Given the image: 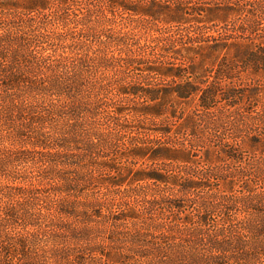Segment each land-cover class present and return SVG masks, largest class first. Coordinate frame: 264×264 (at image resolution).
<instances>
[{
	"label": "trees",
	"instance_id": "16d2710c",
	"mask_svg": "<svg viewBox=\"0 0 264 264\" xmlns=\"http://www.w3.org/2000/svg\"><path fill=\"white\" fill-rule=\"evenodd\" d=\"M37 245L264 264V0H0V264Z\"/></svg>",
	"mask_w": 264,
	"mask_h": 264
},
{
	"label": "rangeland",
	"instance_id": "374dc122",
	"mask_svg": "<svg viewBox=\"0 0 264 264\" xmlns=\"http://www.w3.org/2000/svg\"><path fill=\"white\" fill-rule=\"evenodd\" d=\"M132 21H130V22H128V23H131ZM134 23H136V22H134ZM137 24V23H136ZM135 165L136 166H138V161L135 163ZM29 176H31V183H35V182H33L34 180H35V178H37L36 176H32L31 174L29 175ZM33 246H36V245H33ZM38 246V250H47V251H50V253H49V255L50 256H48V258L46 259L47 260V263H49V264H53V263H55L56 262V259H58V257H57V255H55L54 257H53V254H52V252H51V250H52V246L53 245H37ZM251 246H253V245H251ZM54 259H55V261H54ZM58 261V260H57Z\"/></svg>",
	"mask_w": 264,
	"mask_h": 264
}]
</instances>
